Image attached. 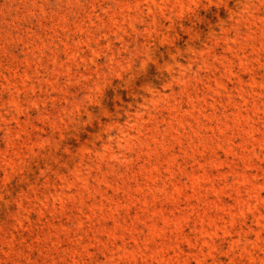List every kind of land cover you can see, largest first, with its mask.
Instances as JSON below:
<instances>
[{
	"label": "rangeland",
	"instance_id": "1",
	"mask_svg": "<svg viewBox=\"0 0 264 264\" xmlns=\"http://www.w3.org/2000/svg\"><path fill=\"white\" fill-rule=\"evenodd\" d=\"M0 264H264V0H0Z\"/></svg>",
	"mask_w": 264,
	"mask_h": 264
}]
</instances>
